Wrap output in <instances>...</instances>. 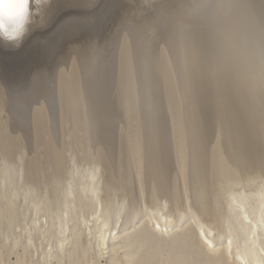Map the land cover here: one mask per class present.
<instances>
[{
  "label": "rangeland",
  "instance_id": "rangeland-1",
  "mask_svg": "<svg viewBox=\"0 0 264 264\" xmlns=\"http://www.w3.org/2000/svg\"><path fill=\"white\" fill-rule=\"evenodd\" d=\"M89 1L90 5L87 0H70V3L68 1L59 10L61 12L55 16L58 18L54 17L55 20L52 19L55 23L52 24V21H50L44 26L45 28H41L40 25L30 34L31 37L28 36L27 41L23 43L27 47L22 45L25 46V49L22 46L20 47L22 50L20 48L18 50L0 49L1 85L2 87L5 86L7 94L11 91L10 87L13 86L12 98L15 92L19 93L22 100L26 99L28 104H31V98H37L34 86L38 84V79L32 71L33 69L35 71L37 66L47 71L45 75L51 79L50 101H45L42 98L38 100L37 98L39 103L41 101L42 103L39 104L35 100L34 105L31 106L27 104H25L27 106H23V102H16L13 106L11 101L8 102L5 97L3 100L5 102H2L0 108V264H238L235 258L232 257L233 253L231 255L226 253L223 246L224 241L229 240V238L234 242L233 252L239 251V249L243 251V243H241L243 239L250 238L253 240L254 246L256 245L255 249L259 253L262 264H264V229L257 226L258 219L264 220V170L255 167L259 170L258 172L257 169L252 167L254 169L251 168V171H256L253 172L254 175L249 173L252 175L251 180L247 175L243 179L244 183L241 180L237 182L239 179H234V173L227 170L229 168L221 165L224 164L221 155L218 156L221 153L217 149L218 147L213 145L214 140H216L213 117L217 106L221 110L220 112H223V105L220 106L219 104H224V101L222 102L221 97H218L221 91L217 90L219 92H216V89L220 87L218 78L214 76L216 74L213 71L211 74L212 69L209 70L210 67L208 68L211 64L209 65L208 59H204L208 55L206 53L208 52V46L210 47L207 44L211 37L207 35L211 32V24L209 23L208 26V23L205 22V24L202 23L205 27L202 28L203 25L197 27L198 30L200 29V33L204 31L198 36L206 37L198 42L200 44L196 51L199 55L195 51L197 48H194V53H196V56L198 55V58L204 64H201L198 70L199 78L197 80L201 85L200 91L195 92V97L191 96L192 100H190L188 93H186L184 76H182L184 75V65L181 62L182 59H180L181 54L182 56L185 54V52L184 54L181 52L184 51L182 47L185 42L180 43V41L188 36L189 33L186 32V27L187 25L190 27L191 23L181 22V24L184 23L181 25L180 21H171L180 24L175 27L174 25L170 26L171 22L170 25L163 22L164 18L161 15L164 14V8L159 7L161 0H155L156 2L154 0ZM92 1L98 3L93 5ZM254 2L258 4V7H261L264 13V0H254ZM83 3H87L88 6L87 4L84 6ZM66 5L72 6L68 7ZM75 5L77 6L75 7ZM79 6L82 7V10ZM83 8L84 10L86 8V10L84 11ZM145 10L148 11L145 12ZM142 13H144V16ZM190 13L192 16L196 15V12L195 14ZM157 14L160 16L158 17ZM144 17H149L146 20L151 19L150 21L153 23L149 24V27L145 30L141 28L140 32L142 33L134 34L137 30L131 28L134 26L133 22L135 23L136 19L142 20ZM196 20L195 22L198 21ZM50 23L54 26H52L53 29L48 28L51 27ZM194 25L192 24L191 28L188 29L187 27V29L193 31L197 26ZM206 25L209 27L208 31ZM46 28L48 29L46 30ZM175 28H178L177 32ZM124 31H131L130 34L125 32V34L127 33L126 36L130 35L129 38L131 39L128 40L126 36L123 37L122 32ZM197 32L194 31L193 33ZM183 34L187 36L184 37ZM179 35L181 38L178 39L177 36ZM196 35L194 34L198 39ZM32 36L34 38L37 36L35 39L39 41H36ZM39 38L45 41L42 42ZM165 39H168V41ZM29 41L34 44L32 45ZM90 41L93 42V45L95 42L94 50L103 49L101 51L100 49L96 51L92 49L93 52L91 51V54L94 55L100 51L95 56L97 58H93L95 61L99 60V63L97 62L98 68L93 72V74L96 73L97 77H90L88 71L92 74L94 66L84 67V56L81 55L83 58L80 57L82 59H80V63H82L80 69H88L86 72L89 78H87L86 72L85 78L89 83L87 84L85 81L82 84V80L79 83L82 85H79L75 82V85L71 87L73 90H71L67 87V84L65 85L61 77L64 70L61 65L64 61L60 59L66 56L70 46L79 44L83 46L82 44H89ZM38 42L41 43L38 44ZM136 42L137 44H135ZM29 43L32 47L29 46ZM177 46H180L179 49L182 48L181 51L179 50L180 54L177 53ZM26 48H28V52ZM33 48V54H31ZM129 50H132V52L130 51V53ZM12 51L15 53H12ZM173 51L179 55L176 56L177 54ZM1 52L3 53L1 54ZM19 52L22 54L21 56ZM24 52L25 54H23ZM168 52L173 53L168 54ZM91 54L90 56L93 57ZM28 56L29 59L30 57L31 59L35 58L29 60ZM176 57L179 59L177 60ZM94 60L91 62L96 65L97 63ZM35 61L43 67L34 63ZM58 61L59 63H57ZM206 61H208V64H206ZM87 62L89 63V61ZM167 62L169 68L166 66ZM56 63L57 66L55 67ZM58 64H61L60 67H58ZM150 64H155V67ZM65 65L66 63L63 66ZM180 66L181 68H178ZM57 67L61 69H57ZM171 68L174 69L171 70ZM204 70L209 74L206 75ZM154 73L159 75L155 77ZM163 73L164 76H162ZM179 73L182 75L180 76ZM150 76L154 78L151 79ZM157 78L158 80H156ZM151 80L155 83L150 82ZM60 82L62 84H59ZM145 82L147 83V90L144 86ZM208 84L212 85L209 86ZM176 86L177 88H175ZM30 87H32L31 90ZM136 87L138 89L142 87V89L137 90ZM181 87L182 90L179 89ZM206 87L209 89L207 90ZM150 96L153 99H149ZM184 97L186 99H183ZM216 97L220 100L218 99L215 106ZM96 98L98 100L94 102ZM200 99L204 100H201V102ZM151 101H153V104ZM205 101L210 102V106ZM188 102L195 104L194 113L190 111L194 115L190 117L195 118L197 121L194 119L195 123L191 121L192 118L190 119V117H187L190 122L189 119L186 120L189 109L185 108L193 107ZM204 103L208 107L203 105ZM35 105L37 106L35 107ZM47 105L49 108H47ZM213 106L215 109L212 108ZM192 107L189 108L192 110ZM30 109L33 111H30ZM209 109L211 110L209 111ZM26 112L30 116H28L29 114L26 115ZM158 112L160 113L158 114ZM95 113L96 115H94ZM12 115L14 116L12 117ZM21 115L23 116L21 117ZM149 117L154 119H148ZM222 117L226 119L225 116ZM48 118L50 119L47 120ZM199 119L204 120L201 123ZM188 123H192L191 126H194V129ZM193 124H199L198 128L197 125L195 127ZM200 128L201 130H199ZM149 132L151 133L149 134ZM23 133L24 135H20ZM31 133L33 134L31 135ZM195 133L199 134L196 135ZM99 134L101 136H98ZM155 134L158 135V138ZM150 135L152 137H149ZM192 135L197 138L192 137ZM191 138L198 139L200 142L203 140V142L198 145V141L193 139V143ZM187 139L188 141L191 139L189 143L185 141ZM156 140L158 143L160 142L158 144L160 146H155L157 145ZM151 141L154 142L153 145ZM208 142L211 144L208 147L209 149L207 148ZM192 143L194 145H191ZM185 144L189 145L185 146ZM190 145L196 149L198 146L203 145L209 151L206 152L208 153L206 159L209 158L206 166L212 167L206 168L213 184L210 191V204L213 203V207L210 205V208L209 206V213L212 214H209V218H207L208 216L202 218L198 215L199 212L195 211L197 209L193 206L194 202L190 195V158L193 153L189 150H192ZM195 145L197 146L195 147ZM148 148L152 151L159 149V152H152ZM184 151L187 154H184ZM155 153L157 154L155 155ZM160 154L161 156L164 155V158L159 157ZM209 155L210 157L207 158ZM161 161L167 166L160 164ZM221 167H223L222 170ZM167 174L169 175L167 176ZM156 175L160 179H155ZM164 177H166L165 182L167 183L164 182ZM154 179L156 181H153ZM156 185H159V188ZM5 207L8 211L5 210ZM10 209L15 213L13 211L11 213ZM97 215L98 217H96ZM155 217L157 219L162 218L161 222L164 220L163 223L169 225V227L166 230L158 231L153 227L155 226L153 222L156 220ZM201 222L208 223L205 225L211 227L212 237L215 241L217 238L222 237L217 240V243L222 242L218 251L212 252L201 241L202 239L198 234V224Z\"/></svg>",
  "mask_w": 264,
  "mask_h": 264
},
{
  "label": "bare ground",
  "instance_id": "bare-ground-1",
  "mask_svg": "<svg viewBox=\"0 0 264 264\" xmlns=\"http://www.w3.org/2000/svg\"><path fill=\"white\" fill-rule=\"evenodd\" d=\"M68 1H69V3H70V0H53V3H52V5H51V7H50V9L48 10V13H47V15H46V17H45V19L41 22V28H45L44 26H46V24H48L50 21H52V19L59 13V12H61V11H59L60 9H61V7L62 6H64L66 3H68ZM71 1H73V0H71ZM86 1V0H85ZM88 2H89V5H90V1L89 0H87ZM155 1V0H154ZM93 2V1H92ZM100 2H101V0H100ZM99 2V3H100ZM156 2V1H155ZM78 3H79V1H78ZM95 3H98V2H95ZM94 2L92 3L93 5L95 4ZM158 3V2H157ZM73 5H74V3H72ZM77 4V3H76ZM80 4H81V2H80ZM84 4V6L87 4H85V3H83ZM159 7H162V8H164L163 10V15H161L163 18H164V20H163V22H167V24H169L171 21H176V22H178V21H180V24H181V22H184L185 24H190V27H189V25H187V27H188V29H190L191 28V25L193 24H195L194 26H196V29H194L193 31L191 30V31H189L188 29H187V27H186V32H188L189 34H187L186 36H185V34H183L184 35V37H186L185 39H183L182 41H180V43L181 42H185L184 43V45H183V47L182 48H184L183 50L184 51H181L180 49H182V48H180L179 49V47L177 46V48H178V51H177V53L179 52V54H180V51L181 52H183V54H184V52H185V54L182 56V54H181V56H180V59H182V61L181 62H183L182 64L184 65V67H183V74L184 75H182V74H180V76L182 75V76H184V79L183 78H181V79H183L184 80V85H185V88H186V93H188V95H186V96H188V97H190L189 99L190 100H192L191 99V96H194L195 97V92L197 93L198 92V90H199V88H200V83L198 82L199 80H197L198 78H199V67H201V64H204V63H202V61L198 58V55H199V53H197L198 51H196V50H198V46H199V44L200 43H198V42H200V40L203 38V36H200L201 35V33L202 32H204V31H202L201 33H200V29L198 30V26H201V25H203V24H205V22H207L206 24L209 26V23L211 24V26L212 27H210L211 28V34L209 33L207 36H210L211 37V39L209 40V42H208V44L207 45H210V47L208 46V52H206V53H208V55H207V57L205 56V54H204V56L206 57V58H204V59H208V61L210 62L209 63V65L210 66H208V68H209V70H211V74H212V71H213V73L214 74H216V75H214L215 77H217L218 78V85L220 86V87H218L217 89H216V92H219V91H221L220 92V95L218 96V97H221L220 99H221V101L224 103V104H219L220 106L221 105H223L222 106V109H223V112H220L221 110L218 108V106L216 107V109L214 108V106L212 107V108H214L213 110L216 112L214 115V117H213V119H214V132H215V134L216 135H214V136H216L215 137V139L216 140H214L215 142H213L214 144V146L215 147H218L217 149H219V151H220V153L221 154H219L218 156H220L221 157V159L223 160V163L224 164H221V165H224L225 166V168H229V169H227V170H229V171H231V173H234V179H239L237 182H239L240 180H241V182H243V179L248 175V178L251 180V176L252 175H254L253 174V172H255V171H251L252 169H254L255 167H258V168H260V169H263L264 170V13L262 12L263 10L261 9V7H258V4H256V2H254V0H161V2H159ZM70 5V4H69ZM69 5H66V6H68V7H71V6H69ZM77 5H75V7H76ZM83 6V5H82ZM87 6H88V4H87ZM100 6V5H99ZM147 6H149V5H147ZM153 6V5H152ZM156 6V5H155ZM80 7V6H79ZM90 7V6H89ZM102 7V6H101ZM150 7V6H149ZM73 8H74V6H73ZM82 7H80V9H81ZM91 8V7H90ZM147 8V7H146ZM143 9V8H142ZM149 9V8H148ZM158 9H160V8H158ZM64 10V9H63ZM71 10V9H70ZM69 10V11H70ZM82 10V9H81ZM83 10H84V8H83ZM85 10H86V8H85ZM84 10V11H85ZM141 11V10H140ZM146 11H148V10H145V12ZM63 12V11H62ZM76 12H78L77 10H76ZM82 12V11H81ZM89 12H91V11H89ZM93 12V11H92ZM144 12V13H145ZM190 12H192L193 14H195V12H196V15H193L192 16V14L190 13ZM83 13V12H82ZM144 13H142L143 14V16H144ZM150 13V12H149ZM157 13H159V11H157ZM162 13V12H161ZM62 14V13H61ZM60 14V15H61ZM65 14V13H64ZM84 14V13H83ZM141 14V15H142ZM198 14H199V16H198ZM71 15V14H70ZM77 15H79L78 13H77ZM140 15V14H139ZM149 15V14H148ZM153 15V14H152ZM158 15V14H157ZM166 15V16H165ZM59 16V15H58ZM93 16V15H92ZM160 15H158V17H159ZM189 16H191V17H189ZM152 17V16H151ZM156 17V16H155ZM197 17H199L198 19H197ZM55 18H58V17H55ZM55 18H54V20H55ZM147 18H149V17H147ZM147 18H143L142 20H140V19H136L137 21L134 23L133 22V24H134V26L133 27H131V28H134V29H136L137 31L134 33V34H136V33H138V32H140V30H141V28L143 29V30H145L146 28H148L149 27V24H151V23H153V22H151L150 20L151 19H149V20H146ZM153 18V17H152ZM162 18V19H163ZM198 21H197V20ZM210 19V20H209ZM93 20V19H92ZM152 20H154V19H152ZM160 20V19H159ZM192 20V21H191ZM195 20L198 22V24H196L197 22H195ZM199 20H200V22H199ZM157 21H158V19H157ZM169 21V22H168ZM209 21V22H208ZM53 22L55 23V21H52L51 23L53 24ZM75 22V21H74ZM156 22V21H155ZM154 22V23H155ZM162 22V21H161ZM193 22H195V23H193ZM51 23H50V25H51ZM85 23V22H84ZM183 23V24H184ZM203 23V24H202ZM63 24V23H62ZM136 24V25H135ZM157 24H158V22H157ZM163 24V23H162ZM180 24H175V23H172L171 22V25L170 26H172V25H174L175 27H177V26H179ZM183 24H181V25H183ZM200 24V25H199ZM206 25V26H207ZM49 26V25H48ZM53 25H51V27H48V28H52L53 29V27H52ZM65 26V25H64ZM131 26V25H130ZM168 26V25H167ZM166 26V27H167ZM207 26V27H208ZM61 27V26H60ZM66 27V26H65ZM124 27V26H123ZM127 27V26H126ZM151 27V26H150ZM155 27V26H154ZM180 27H182V26H180ZM203 27H205L204 25L202 26V28ZM214 27V29L212 30V28ZM37 28H39V27H37ZM48 28H46V30L48 29ZM128 29H129V27H127ZM130 28V29H131ZM161 28V27H160ZM168 28V27H167ZM179 28V27H178ZM178 28L176 29V32H177V30H178ZM195 28V27H194ZM163 29V28H162ZM166 29V28H165ZM169 29V28H168ZM174 29V30H175ZM179 29H181V28H179ZM183 29V28H182ZM205 29V28H204ZM203 29V30H204ZM207 29V31L209 30V27L208 28H206ZM40 30V29H39ZM42 30V29H41ZM44 30V29H43ZM172 30H173V27H172ZM184 31V30H183ZM196 32V31H198L197 33H193V32ZM34 32V31H33ZM41 32V31H40ZM39 32V33H40ZM45 32V31H44ZM50 32V31H49ZM49 32H47V33H49ZM84 32V31H83ZM125 32H127V31H124V32H122V34H123V37L124 36H126L127 35V33H131V31H128L126 34H125ZM153 32V31H152ZM158 32V31H157ZM167 32V31H166ZM172 32H174V31H172ZM176 32H174L175 34H176ZM51 33V32H50ZM85 33V32H84ZM83 33V34H84ZM88 33V32H87ZM129 33V34H130ZM140 33H142V32H140ZM139 33V34H140ZM171 33V32H170ZM183 33H185V32H183ZM193 33V34H192ZM207 33V32H206ZM43 34V33H42ZM82 34V35H83ZM90 34H92V33H90ZM139 34H137L139 37H141ZM145 34V33H144ZM181 34H182V32H181ZM180 34V35H181ZM194 34L196 35V36H198V34H200L199 36H198V39H196L197 37H195L194 36ZM204 34V33H203ZM37 35V34H36ZM44 35V34H43ZM42 35V36H43ZM86 35V34H85ZM172 35H173V33H172ZM171 35V36H172ZM180 35L179 36H177L178 37V39H179V37H180ZM34 36V35H33ZM32 36V37H33ZM46 36V35H45ZM121 36V35H120ZM137 36V37H138ZM175 36V35H174ZM30 37H31V35H30ZM37 37V36H36ZM35 37V38H36ZM47 37H48V34H47ZM67 37V36H66ZM82 37V36H81ZM130 37V35H128V37L126 36V38L129 40V39H131V38H129ZM183 37V36H182ZM206 36H204V38H205ZM28 38V37H27ZM26 38V39H27ZM34 38V37H33ZM34 38V39H35ZM58 38V37H57ZM157 38V37H156ZM163 38V37H162ZM173 38H176V37H173ZM181 38V37H180ZM203 38V39H204ZM207 38V39H208ZM40 39V38H39ZM42 39H43V37H42ZM42 39H40L42 42H44ZM145 39H147V38H145ZM36 40V39H35ZM38 40V39H37ZM36 40V41H37ZM79 40V39H78ZM122 40H124V39H122ZM140 40H141V38H140ZM165 40H167L168 41V39H165ZM27 40H25V42H26ZM39 41V40H38ZM70 41V40H69ZM131 41V40H130ZM146 41V40H145ZM166 41V42H167ZM171 41V40H170ZM169 41V42H170ZM205 41V40H204ZM24 42V43H25ZM29 42H31V41H29ZM35 42V41H34ZM140 42V41H139ZM173 42V41H172ZM28 43V42H27ZM41 43V42H40ZM39 42H38V44H40ZM51 43V42H50ZM99 43V42H98ZM141 43V42H140ZM178 43V42H177ZM177 43H176V45H177ZM31 44H32V42H31ZM34 44V43H33ZM32 44V45H33ZM36 44H37V42H36ZM97 44V43H96ZM135 44H137V42L135 43ZM179 44V43H178ZM183 44V43H182ZM23 45H25V44H23ZM80 45V44H79ZM79 45H73V46H70V49L68 50V52H67V54H66V56L64 57V58H61L60 60H63L64 61V63H66V65L65 66H63L64 65V63H63V61H62V63H63V65H61L62 66V69H64L63 71H62V74H61V77H62V79L64 80V83H65V85L67 84V87L69 88V89H71V90H73V88H71L72 86H74L75 85V82H77V84H79L80 83V81H82L83 80V83L82 84H84L85 83V81H86V79L87 78H89V76H88V74H87V70L88 69H86V70H82V69H80L81 68V64L82 63H80L81 61H80V57H82L81 55H83L84 56V67H87L88 68V66L89 67H91L90 65H92V67L94 66V69H93V71H92V74L90 73V71H88V73H89V75H91L90 77H92V76H94V77H97L96 76V73L95 74H93V72H94V70L96 69V68H98L97 67V65H98V59H96V60H98V61H95L93 58L95 57V56H97L96 54L98 53V52H100L101 50H103V49H100V51H98L95 55L94 54H91V51H92V49L93 48H95L94 47V45H95V42H94V45H93V42H91L90 41V43L89 44H82L83 46H79ZM97 45H99V44H97ZM172 45H173V43H172ZM175 45V46H176ZM26 46V45H25ZM25 46H22V48H24L25 49ZM29 46H31L30 45V43H29ZM28 46V47H29ZM36 46V45H35ZM123 46V45H122ZM146 46V45H145ZM148 46V45H147ZM153 46V45H152ZM182 46V45H181ZM185 46V47H184ZM197 46V47H196ZM27 47V46H26ZM32 47V46H31ZM37 47V46H36ZM97 47V46H96ZM121 47V46H120ZM141 47V46H140ZM142 47H144V46H142ZM149 47V46H148ZM172 47V46H171ZM1 48H3V49H11V48H6V47H0V49ZM42 48V47H41ZM145 48V47H144ZM143 48V49H144ZM147 48V47H146ZM154 48H155V46H154ZM194 48H197V49H195V51H196V53L198 54L197 56L195 55L196 53H194ZM202 48V47H201ZM206 48V47H205ZM19 49V48H18ZM17 49V50H18ZM29 49H31V48H29ZM99 49H96V50H99ZM168 49V48H167ZM203 49V48H202ZM20 50H22L21 48H20ZM28 50V48H26V51ZM33 50H34V48L32 49V53L31 54H33ZM94 50V49H93ZM96 50H94V51H96ZM127 51H128V49H126ZM133 50V49H132ZM132 50H129V52L131 51L132 52ZM136 50H138V49H136ZM152 50V49H151ZM165 50V49H164ZM180 50V51H179ZM1 51V50H0ZM5 52L7 51V52H9L8 50H4ZM3 51V52H4ZM115 51V50H114ZM141 51V50H140ZM145 51V50H144ZM176 51V50H175ZM175 51H173L175 54H177ZM3 52H1V54L3 53ZM5 52H4V54H5ZM28 52V51H27ZM41 52V51H40ZM64 52V51H63ZM93 52V51H92ZM121 52V51H120ZM123 52V51H122ZM130 52V53H131ZM137 52V51H136ZM153 52V51H152ZM151 52V53H152ZM173 52H171V53H173ZM12 53H15V52H13L12 51ZM115 53H116V51H115ZM118 53V52H117ZM128 53V52H127ZM141 53H143V52H141ZM148 53V52H147ZM150 53V54H151ZM159 53V52H158ZM171 53H169L168 52V54H171ZM201 53H203V52H201ZM16 54H17V51H16ZM19 54H20V52H19ZM23 54H25V52L23 53ZM90 54L93 56V57H91L90 56ZM99 54H101V53H99ZM102 54H104V53H102ZM135 54V53H134ZM179 54H177L176 56H178ZM7 55V54H6ZM11 55V54H10ZM14 55V54H13ZM22 54H20V56H21ZM62 55H64V54H62ZM147 55V54H146ZM158 55V54H157ZM173 55V54H172ZM1 56V55H0ZM16 56V55H15ZM18 56V55H17ZM16 56V57H17ZM29 56H31V55H29ZM29 56H28V59H29ZM123 56V55H122ZM135 56V55H134ZM141 56V55H140ZM164 56V55H163ZM162 56V57H163ZM168 56V55H167ZM200 56H202V55H200ZM199 56V57H200ZM12 57V56H11ZM25 57V56H24ZM41 57V56H40ZM125 57V56H124ZM149 57H151V56H149ZM157 57V56H156ZM182 57V58H181ZM7 58V57H6ZM35 58V57H34ZM33 58V59H34ZM43 58V57H42ZM83 58V57H82ZM95 58H97V57H95ZM100 58V57H99ZM106 58V57H105ZM115 58V57H114ZM148 58V57H147ZM158 58V57H157ZM26 59H27V57H26ZM25 59V60H26ZM30 59H31V57H30ZM29 59V60H30ZM33 59H31V60H33ZM92 59V60H91ZM132 59V58H131ZM148 59H150V58H148ZM147 59V60H148ZM152 59V58H151ZM154 59V58H153ZM176 59H177V57H176ZM176 59H174L175 61H176ZM179 59V58H178ZM177 59V60H178ZM202 59V58H201ZM37 60V59H36ZM57 60H59L58 58H57ZM82 60V59H81ZM94 60V62L95 63H97L96 65H93L94 63L93 62H91V61H93ZM165 60V59H164ZM169 60H171V59H169ZM40 61V60H39ZM87 61H89V63L91 62V64H89ZM155 61V60H154ZM157 61V60H156ZM173 61V60H172ZM174 61V62H175ZM208 61H206V64H208ZM10 62V61H9ZM23 62V61H22ZM117 62V61H116ZM158 62V61H157ZM31 63V62H30ZM34 63H37L38 65H41L40 63H38V62H34ZM54 63V62H53ZM57 63H59V61L57 62ZM57 63H56V65H55V67L57 66ZM114 63V62H113ZM142 63V62H141ZM163 63V62H162ZM168 63V62H167ZM175 63H177V62H175ZM89 64V65H88ZM103 64V63H102ZM112 64V63H111ZM121 64H123V63H121ZM133 64H134V62H133ZM145 64H146V62H145ZM156 64V63H155ZM154 64V65H155ZM159 64V63H158ZM59 65V64H58ZM60 65L58 66V67H60ZM87 65V66H86ZM100 65V64H99ZM136 65H138L137 63H136ZM135 65V66H136ZM147 65V64H146ZM150 65H152V64H150ZM154 65H152L153 67H155ZM157 65V64H156ZM168 65H169V63L166 65L167 67H168ZM171 65V64H170ZM36 66V65H35ZM42 66V65H41ZM40 66V67H41ZM96 66V67H95ZM112 66V65H111ZM115 66V65H114ZM172 66H173V64H172ZM182 66V65H181ZM181 66L180 67H178V68H181ZM198 66V67H197ZM205 66V65H204ZM43 67V66H42ZM41 67V68H42ZM54 67V68H55ZM57 67V69H61V68H58ZM63 67H65V68H63ZM117 67V66H116ZM139 67V66H138ZM35 68V67H34ZM108 68V67H107ZM147 68V67H146ZM145 68V69H146ZM164 68V67H163ZM169 68V67H168ZM46 69V68H45ZM174 68H171V70H173ZM81 70V71H80ZM90 70V69H89ZM135 70V69H134ZM137 70V69H136ZM135 70V71H136ZM153 70V69H152ZM157 70V69H156ZM176 70V69H175ZM178 70H180V69H178ZM203 69L201 68V71H202ZM206 70V69H205ZM204 70V72H206ZM33 71V73H34V75L36 74V77H37V79H38V81H37V85H35L34 86V90H35V96L38 98V100L40 99V98H42V99H45V101L46 100H49L50 101V90H51V83H50V80L51 79H49V77H46V72L47 71H45V70H43V69H40L38 66L35 68V71H34V69L32 70ZM147 71H149V70H147ZM23 72V71H22ZM61 72V71H60ZM85 72H86V74H87V78H85L86 76H85ZM156 72V71H155ZM163 72V71H162ZM166 72H167V69H166ZM210 72V71H209ZM26 73V72H25ZM149 73V72H148ZM157 73V72H156ZM159 73V72H158ZM181 73H182V71H181ZM20 74V73H19ZM24 74V73H23ZM146 74H147V72H146ZM155 74V73H154ZM160 74H161V72H160ZM169 74V73H168ZM201 74V73H200ZM209 74V73H208ZM207 74V72H206V75H208ZM210 74V75H211ZM138 75H139V73H138ZM142 75V74H141ZM150 75H152V74H150ZM157 75H159V74H157ZM156 74H155V77L157 76ZM174 75H175V73H174ZM12 76V75H11ZM137 76V75H136ZM147 76V75H146ZM162 76H164V73H163V75ZM170 76V75H169ZM7 77V76H6ZM15 77V76H14ZM93 77V78H94ZM160 77V76H159ZM213 77V76H212ZM143 78V77H142ZM149 78H151V76L149 77ZM148 78V79H149ZM154 78V77H153ZM153 78H151V79H153ZM161 78V77H160ZM211 78V77H210ZM214 78V77H213ZM89 80V79H88ZM156 80H158V78L156 79ZM155 80V81H156ZM177 80H179L178 78H177ZM182 80V81H183ZM212 80V79H211ZM137 81V80H136ZM153 80H151L150 82H152ZM213 81V80H212ZM5 82V81H4ZM63 82V81H62ZM62 82H60L59 84H62ZM87 82V81H86ZM138 82V81H137ZM144 82V81H143ZM154 82V81H153ZM13 83V82H12ZM89 82H87V84H88ZM97 83V82H96ZM146 83V82H145ZM155 83V82H154ZM179 83H181V81H179ZM2 83H1V80H0V108H1V105H2V102L4 103L5 101H3L4 99H5V97H6V100L9 102V101H11V104L13 105V106H15V103L16 102H19V103H21V102H23L22 103V105L23 106H27V105H34V103H35V100H37V98H31L32 100V102H31V104H28V101L26 100V99H24V100H22L21 98H20V96H19V93L18 92H15V94H14V97L12 98V96H13V89H12V87H10L11 88V91L10 92H8L9 94H7L5 91H7L4 87V85H3V87H2V85H1ZM58 84V85H59ZM82 84H79V85H82ZM138 84V83H137ZM203 84V83H202ZM205 84V83H204ZM216 84V83H215ZM13 85H14V83H13ZM18 85V84H17ZM147 83L144 85L145 86V88H146V90H147ZM178 85V84H177ZM180 85V84H179ZM183 84H181V86H182ZM184 85H183V87H184ZM209 86L210 85H212V84H208ZM218 85H216V86H218ZM8 86V85H7ZM152 86V85H151ZM154 86H156V85H154ZM204 86V85H203ZM88 87H90V86H88ZM87 87V88H88ZM139 88H140V86H138ZM138 87H136L137 88V90H141L142 89V87H141V89H138ZM212 87V86H211ZM210 87V88H211ZM9 88V87H8ZM99 88V87H98ZM151 88V87H150ZM155 88V87H154ZM157 88V87H156ZM175 88H177V86L175 87ZM203 88H205V87H203ZM207 88V87H206ZM5 89V90H4ZM32 89V87H30V90ZM75 89H77V88H75ZM74 89V90H75ZM152 89V88H151ZM179 89H181L182 90V87L181 88H179ZM209 88H207V90H208ZM153 91H154V89H152ZM168 90V89H167ZM217 90H219V91H217ZM145 91V90H144ZM176 91H178V90H176ZM200 91V90H199ZM215 91V90H214ZM147 92V91H146ZM156 92V91H155ZM209 92V91H208ZM208 92H207V94H208ZM216 92H214V93H216ZM101 93V92H100ZM142 93V92H141ZM154 93V92H153ZM152 93V94H153ZM184 93V92H183ZM213 93V94H214ZM76 94V93H75ZM95 94V93H94ZM139 94V93H138ZM151 94V93H150ZM149 94V95H150ZM180 94H181V92H180ZM185 94V93H184ZM217 94H219V93H217ZM10 95V96H9ZM149 95H146V96H149ZM211 95V94H210ZM94 96V95H93ZM163 96V95H162ZM182 96V95H181ZM183 96H185V95H183ZM213 96V95H212ZM144 97V96H143ZM194 97H193V102H194ZM215 97V96H214ZM214 97H212V98H214ZM92 98H94V97H92ZM181 98V97H180ZM197 98H198V96H197ZM208 98H209V96H208ZM211 98V97H210ZM217 98V97H216ZM121 99V98H120ZM145 99V98H144ZM149 99H153L152 98V96H150V98ZM182 99V98H181ZM183 99H186V97H184ZM218 99L219 98H217L216 99V103H215V106L217 105V101H218ZM219 99V100H220ZM37 100V102L39 103V101ZM95 100H98L97 98L96 99H94V102H95ZM188 100V99H187ZM199 100V99H198ZM202 99H200V101H201ZM204 100V99H203ZM202 100V101H203ZM206 100V99H205ZM211 100V99H210ZM181 101H183V100H181ZM185 101V100H184ZM201 101V102H202ZM208 101V100H207ZM213 101V100H212ZM92 102H93V99H92ZM144 102V101H143ZM152 102V104H153V101H151ZM151 102H150V105H151ZM192 102V103H193ZM37 103V104H38ZM40 103H42V101L40 102ZM39 103V104H40ZM47 103V102H46ZM188 103H191V102H188ZM189 104V105H193V107L192 106H189V107H192L193 109L191 110V108H189V107H186L185 109H189L187 112H189V115H187L186 116V120L188 121V119H187V117H190V116H192L193 115V111H194V106H195V104L193 103V104ZM205 103L206 104H208L209 103V105L208 106H210V102H206L205 101ZM203 104V105H206V104ZM218 103H220V102H218ZM6 104V103H5ZM25 104H27V105H25ZM38 104V105H39ZM145 104H146V102H145ZM212 104V103H211ZM8 105V104H7ZM10 105V104H9ZM21 105V106H22ZM44 105H45V103H44ZM149 105V104H148ZM148 105H147V107H148ZM197 105V104H196ZM200 105V104H199ZM202 105V106H203ZM213 105H214V103H213ZM37 105H35V107H36ZM42 106V105H41ZM48 106V105H47ZM140 106V105H139ZM142 106V105H141ZM144 106V105H143ZM186 106H188V105H186ZM201 106V105H200ZM207 106V105H206ZM207 106V107H208ZM7 107V106H6ZM11 107V106H10ZM20 107V106H19ZM34 107V108H35ZM150 107H152V106H150ZM3 108V107H2ZM5 108V107H4ZM12 108V107H11ZM25 108V107H24ZM24 108H23V110H24ZM28 108V107H27ZM31 108V107H30ZM47 108H49V106L47 107ZM199 108V107H198ZM218 108V109H217ZM32 109H33V107H32ZM37 109V108H36ZM35 109V110H36ZM148 109V108H147ZM163 109V108H162ZM178 109V108H177ZM196 109V108H195ZM22 110V111H23ZM28 110V109H27ZM149 110V109H148ZM156 110H159V109H156ZM155 110V111H156ZM182 110V109H181ZM197 110H199V109H197ZM211 109H209V111H210ZM18 111V110H17ZM29 111V110H28ZM30 111H33V110H31L30 109ZM147 111V110H146ZM185 111V112H186ZM190 111L191 112H193L192 114L190 113ZM208 111V112H209ZM150 112V111H149ZM197 112V111H196ZM212 112V111H211ZM12 113V112H11ZM20 113H22V112H20ZM27 113V112H26ZM25 113V114H26ZM151 113V112H150ZM160 112H158V114H159ZM203 113V112H202ZM29 113H27L26 115H28ZM51 114V113H50ZM162 114V113H161ZM187 114V113H186ZM205 114V113H204ZM92 115V114H91ZM94 115H96V113L94 114ZM98 116H99V114H97ZM150 115V114H149ZM152 115H154V114H152ZM156 115V114H155ZM175 115V114H174ZM213 115V114H212ZM211 115V116H212ZM14 115H12V117H13ZM23 115H21V117H22ZM25 116V115H24ZM28 116H30V114L28 115ZM48 117H49V115H47ZM140 116V115H139ZM194 116V115H193ZM199 116V115H198ZM201 116V115H200ZM222 116H225V118L226 119H224ZM11 117V119L13 120V118ZM96 117V116H95ZM94 117V118H95ZM141 117V116H140ZM157 117H158V119H159V116L157 115ZM161 117H163V116H161ZM203 117V116H202ZM10 118V117H9ZM51 118V117H50ZM50 118H48L47 120H49ZM93 118V119H94ZM100 119H101V117H99ZM99 118H98V120H99ZM151 118H153V117H149L148 119H151ZM177 118V117H176ZM192 118V119H191ZM201 118V117H200ZM6 119V118H5ZM19 119H21V118H19ZM27 119V118H26ZM25 119V120H26ZM154 119V118H153ZM162 119H164V118H162ZM190 119H191V121L193 122L194 121V119L195 118H193V117H190ZM190 119H189V122H190ZM207 119V118H206ZM208 119H209V117H208ZM22 120V119H21ZM24 120V119H23ZM24 120V121H25ZM147 120V119H146ZM200 120V119H199ZM204 119H202V121H203ZM15 121V120H14ZM32 121V120H31ZM31 121H29L30 123H31ZM195 121H196V119H195ZM195 121H194V123H195ZM201 121V120H200ZM200 121H199V123H200ZM202 121H201V123H202ZM208 121V120H207ZM12 122V121H11ZM23 122V121H22ZM93 122V121H92ZM156 122H157V120H156ZM155 122V123H156ZM159 122V121H158ZM166 122V121H165ZM197 122V121H196ZM204 122H206V121H204ZM204 122H203V124H204ZM210 122V121H209ZM25 123H27V122H25ZM146 123V122H145ZM144 123V124H145ZM150 123H151V121H150ZM162 123H164V122H162ZM172 123V122H171ZM32 124V123H31ZM47 124V123H46ZM148 124V123H147ZM146 124V125H147ZM152 124V123H151ZM150 124V125H151ZM159 124H161V123H159ZM175 124V123H174ZM187 124V123H186ZM185 124V125H186ZM190 126H191V124L192 123H188ZM202 124V125H203ZM209 124V123H208ZM162 125H164V124H162ZM188 125V126H189ZM193 125H195V124H193ZM197 125V128H198V125L199 124H196ZM196 125H195V127H196ZM33 126V125H32ZM142 126H144V125H142ZM175 126V125H174ZM189 126V127H190ZM204 126H205V124H204ZM16 127H18V126H16ZM22 127V126H21ZM20 127V128H21ZM166 127V126H165ZM191 127H193V129H194V126H191ZM29 128H31V127H29ZM1 129V128H0ZM22 129H24V128H22ZM27 129H28V127H27ZM31 129H33V128H31ZM35 129V128H34ZM140 129H141V127H140ZM143 129H145V128H143ZM203 129V128H202ZM18 129H16V131H17ZM146 130V129H145ZM149 130H151V129H149ZM163 130H164V128H163ZM183 130V129H182ZM199 130H201V128L199 129ZM208 130V129H207ZM21 131V130H20ZM30 131V130H29ZM144 131V130H143ZM18 132H19V130H18ZM55 132V131H54ZM110 132H111V130H110ZM132 132V131H131ZM145 132H147V131H145ZM152 132V131H151ZM151 132H149V134L151 133ZM196 132H198V131H196ZM204 132V131H203ZM209 132V131H208ZM1 133V132H0ZM98 133V132H97ZM96 133V134H97ZM183 133V132H182ZM200 133V132H199ZM199 133H197V134H199ZM27 135H28V133H26ZM25 134V135H26ZM33 133H31V135H32ZM114 134V133H113ZM148 134V135H149ZM153 134V133H152ZM158 134V133H157ZM157 134H155V135H157ZM184 134H185V132H184ZM194 134V133H193ZM196 134V133H195ZM196 134V135H197ZM202 134V133H201ZM210 134V133H209ZM213 134V133H212ZM17 135H18V133H17ZM20 135H24V133L23 134H20ZM30 135V136H31ZM158 135H160L161 136V134H158ZM158 135H157V138H158ZM98 136H101L100 134L98 135ZM164 136V135H163ZM198 136H200V135H198ZM26 137V136H25ZM97 137V136H96ZM149 137H152L151 135L149 136ZM155 137V136H154ZM188 137H190V136H188ZM192 137H194L193 135H192ZM103 138V137H102ZM167 138V137H166ZM194 138H197V137H194ZM193 138V139H194ZM199 138V137H198ZM201 138V137H200ZM199 138V139H200ZM203 138V137H202ZM207 138V137H206ZM27 139V138H26ZM101 139V138H100ZM155 139H156V137H155ZM163 139H164V137H163ZM192 139V138H191ZM190 139V140H191ZM192 139V140H193ZM203 139H205V138H203ZM103 140V139H102ZM149 140V139H148ZM165 140V139H164ZM189 140V141H190ZM195 140V139H194ZM194 140L192 141L193 143H194ZM22 141V140H21ZM27 141V140H26ZM155 141V140H154ZM157 141V140H156ZM185 141H188V139L187 140H185ZM184 141V142H185ZM189 141H188V143H189ZM195 141H198V145H200V144H202V142H203V140H201V142L198 140V139H196ZM152 142V145H153V141H151ZM160 143V142H159ZM158 143V141H157V145H155V146H160V145H158L159 144ZM191 144V145H194V144ZM195 143H197V142H195ZM209 143V142H208ZM207 143V144H208ZM41 144V143H40ZM155 144H156V142H155ZM167 144V143H166ZM184 144V143H183ZM149 145V144H148ZM152 145H150V146H152ZM188 146L189 144H185V146ZM190 145V146H191ZM211 144L209 143L208 144V146H207V148L210 146ZM141 146V145H140ZM163 146V145H162ZM172 146V145H171ZM184 146V148H186ZM197 145H195V147H196ZM143 147V146H142ZM146 147V146H145ZM192 147V146H191ZM205 147V146H204ZM203 147V145L200 147V146H198L197 147V149L196 148H194V147H192V150L191 149H189L190 151H192L193 153L191 154L190 152V154H191V160H190V173H191V176H190V181H189V183H190V190L189 191H191V197H192V201L194 202V205L193 206H195V208L197 209V210H195L196 212L198 211L199 212V216L200 217H202V218H204V217H207V218H209V214H211V213H209L210 211H209V206L211 205L212 206V204L213 203H211L210 204V191L212 190V180H211V178H209V171L207 170V168H209L210 166L208 165V167L206 166V164L208 163V157H210V155L209 156H207V158L208 159H206V154H208V153H206V152H209V151H207V149H206V147L204 148ZM155 148V147H154ZM158 148V147H157ZM161 148V147H160ZM164 148V147H163ZM165 148H167V147H165ZM211 148H213V147H211ZM30 149V148H29ZM142 149H144V148H142ZM149 149V148H148ZM162 149V148H161ZM161 149H160V151H161ZM195 149V150H194ZM209 149V148H208ZM149 150H151V149H149ZM159 150V149H158ZM158 150H156V151H158ZM148 151V150H147ZM152 151V150H151ZM150 151V152H151ZM155 150H153L152 152H154ZM155 151V152H156ZM166 151V150H165ZM168 151V150H167ZM166 151V152H167ZM186 151V150H185ZM184 151V154L186 153ZM218 151V152H219ZM100 152V151H99ZM151 152V153H152ZM159 152V151H158ZM163 152V151H162ZM169 152V151H168ZM218 152H217V154H218ZM142 153V152H141ZM144 153V152H143ZM150 153V154H151ZM164 153V152H163ZM106 154V153H105ZM115 154V153H114ZM154 154V153H153ZM152 154V156H154ZM157 153H155V155H156ZM162 154V153H161ZM161 154H160V156L159 157H163L164 158V155H162L161 156ZM174 154V153H173ZM187 154V153H186ZM211 154H212V152H211ZM143 155V154H142ZM178 155V154H177ZM57 156V155H56ZM150 157H151V155H149ZM212 156V155H211ZM169 157V156H168ZM187 157V156H186ZM190 157V156H189ZM188 157V158H189ZM214 157V156H213ZM219 158V157H218ZM160 159V158H159ZM186 159V158H185ZM168 160V159H167ZM56 161V160H55ZM169 161V160H168ZM177 161V160H176ZM150 162V161H149ZM156 162H158V161H156ZM155 162V163H156ZM163 161H161L160 162V164H164V163H162ZM165 162V161H164ZM186 162H187V160H186ZM221 162V161H220ZM169 163H171V162H169ZM212 163V162H211ZM179 164V163H178ZM187 164V163H186ZM189 164V163H188ZM213 164V163H212ZM166 164H164L163 166H165ZM169 165V164H168ZM220 165V164H219ZM153 166V165H152ZM162 166V165H161ZM167 166V165H166ZM189 166V165H188ZM217 166V165H216ZM107 167V166H106ZM178 167V166H177ZM207 167V168H206ZM212 167V166H211ZM210 167V168H211ZM252 167H254V168H252ZM150 168V167H149ZM154 168H155V166H154ZM189 168V167H188ZM252 168V169H251ZM61 169V168H60ZM163 169H164V167H163ZM166 169V168H165ZM223 169V167H221V170ZM255 169H257V168H255ZM63 170V169H62ZM158 170V169H157ZM220 170V171H221ZM226 170V171H227ZM258 170V169H257ZM166 171V170H165ZM185 171H187V170H185ZM233 171V172H232ZM115 172V171H114ZM163 172H164V170H163ZM228 172V171H227ZM258 172H259V170H258ZM171 173V172H170ZM230 173V172H229ZM252 174V175H250V174ZM257 173V172H256ZM255 173V174H256ZM262 173V172H261ZM261 173H260V175H261ZM149 174V173H148ZM161 174H164V173H161ZM189 174V173H188ZM263 174V173H262ZM169 174H167V176H168ZM213 176H214V174H212ZM111 176V175H110ZM158 175H156V178L155 179H157V178H159V177H157ZM189 176V175H188ZM231 177H233V176H231ZM230 177V178H231ZM112 178V177H111ZM110 178V179H111ZM153 178V177H152ZM247 178V179H248ZM114 179V178H113ZM153 180V181H156V180ZM160 179V178H159ZM165 179H166V177H164V182H165ZM169 179V178H168ZM233 179V178H232ZM252 179H254V178H252ZM105 180H107V179H105ZM123 180V179H122ZM152 180V179H151ZM162 180H163V178H162ZM167 180V179H166ZM111 181V180H110ZM158 181V180H157ZM254 181V180H253ZM121 182V181H120ZM170 182V181H169ZM214 182V181H213ZM241 182H240V185H241ZM246 182V181H245ZM163 183V182H162ZM165 183H167V182H165ZM171 183V182H170ZM188 183V184H189ZM244 183V182H243ZM247 183V182H246ZM157 184V183H156ZM164 184V183H163ZM169 184V183H168ZM108 185V184H107ZM160 185V184H159ZM158 185V186H159ZM165 185V184H164ZM163 185V186H164ZM261 185V184H260ZM157 186V185H156ZM157 186V188H159ZM167 186V185H166ZM169 186V185H168ZM170 186H171V184H170ZM244 186V185H243ZM156 188V187H155ZM170 189V188H169ZM255 189V188H254ZM162 191H163V189H161ZM165 190V189H164ZM158 191V190H157ZM166 191V190H165ZM213 191H215L214 189H213ZM164 193V192H163ZM167 193V192H166ZM190 193V192H189ZM188 193V194H189ZM161 194V193H160ZM240 194V193H239ZM155 195V194H154ZM165 195V194H164ZM213 195H214V192H213ZM165 197V196H164ZM167 197H169V196H167ZM166 197V198H167ZM241 197V196H240ZM243 197V196H242ZM190 198V197H189ZM111 199V198H110ZM229 199V198H228ZM230 200V199H229ZM243 200V199H242ZM211 201H212V199H211ZM177 202V201H176ZM175 202V203H176ZM174 203V204H175ZM190 203H192V202H190ZM193 204V203H192ZM234 204V203H233ZM170 206V205H169ZM211 206H210V208H211ZM218 206H220L219 204H218ZM213 207V206H212ZM7 207H5V210H7L6 209ZM12 208V207H11ZM215 208V207H214ZM168 209V208H167ZM164 210V209H163ZM210 210H212V209H210ZM227 210V209H226ZM8 211V210H7ZM10 211H11V213H12V211L13 210H11L10 209ZM173 211V210H172ZM180 211H181V209H180ZM177 212V211H176ZM214 212H215V210H214ZM217 212V211H216ZM13 213H15L14 211H13ZM8 214V213H7ZM103 214V213H102ZM171 214V213H170ZM230 214V213H229ZM160 215V214H159ZM212 215V214H211ZM210 215V216H211ZM5 216H6V214H5ZM219 216H221V215H219ZM9 217V216H8ZM96 217H98V215L96 216ZM100 217V216H99ZM4 218V217H3ZM11 218H12V216H11ZM10 218V219H11ZM152 218V217H151ZM156 218V220L155 221H153L154 222V225L156 226H153L154 228H156L158 231H162L163 229L164 230H166L167 229V227H169V225L167 226V224H164L163 222H164V220H163V222H161V219L162 218H158L157 219V217H155ZM206 218V219H207ZM218 218V217H217ZM7 219V218H6ZM93 219V218H92ZM188 219V218H187ZM220 219H221V217H220ZM262 219V218H261ZM179 221H180V219H178ZM245 220V219H244ZM59 221V220H58ZM151 221H152V219H151ZM167 221V220H166ZM252 221V220H251ZM175 222V221H174ZM152 223V222H151ZM166 223V222H165ZM205 224H208V223H204V222H201V223H199L198 224V234H199V237L202 239L201 241H203L204 242V244H206V246L212 251V252H214V251H218L219 249L218 248H220V245H221V241H219L218 243H217V240L219 239V238H217V240L215 241L214 240V238L212 237V230L210 229L211 227H208V225H205ZM56 226V225H55ZM232 226V225H231ZM257 226H261L263 229H264V220H260V219H258V222H257ZM223 227V226H222ZM233 227V226H232ZM58 228V227H57ZM254 228V227H253ZM261 229V228H260ZM217 230V229H216ZM107 231V230H106ZM111 232V231H110ZM105 233V232H104ZM114 233V232H113ZM106 234V233H105ZM109 234V233H108ZM227 234V233H226ZM237 234V233H236ZM108 236V235H107ZM106 236V237H107ZM102 238H104L103 236H102ZM222 238V237H221ZM220 238V239H221ZM219 239V240H220ZM253 240H251L250 238H248V239H243L242 241H241V243H243L242 244V247H243V251H240V249H239V251L237 250V251H235V252H233V243L234 242H232V240L229 238V240H227V241H224V248H225V251H226V253H228L229 255H231L232 253V257H234L235 258V260L237 261V263L238 264H262V261H261V258H260V256H259V253L257 252V250L255 249V246H254V244H253V242H252ZM256 242V241H255ZM240 247V246H239ZM235 249V248H234Z\"/></svg>",
  "mask_w": 264,
  "mask_h": 264
},
{
  "label": "clouds",
  "instance_id": "clouds-1",
  "mask_svg": "<svg viewBox=\"0 0 264 264\" xmlns=\"http://www.w3.org/2000/svg\"><path fill=\"white\" fill-rule=\"evenodd\" d=\"M53 0H0V47L20 48L40 26Z\"/></svg>",
  "mask_w": 264,
  "mask_h": 264
}]
</instances>
